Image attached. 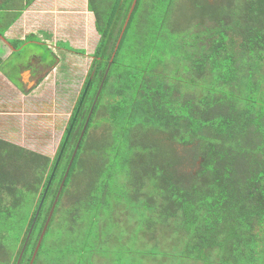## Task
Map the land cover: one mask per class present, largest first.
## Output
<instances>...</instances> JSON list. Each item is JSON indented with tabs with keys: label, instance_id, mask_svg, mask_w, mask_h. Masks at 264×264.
<instances>
[{
	"label": "trees",
	"instance_id": "1",
	"mask_svg": "<svg viewBox=\"0 0 264 264\" xmlns=\"http://www.w3.org/2000/svg\"><path fill=\"white\" fill-rule=\"evenodd\" d=\"M189 1L195 22L178 26L183 0H137L115 50L132 0H88L98 42L55 156L0 139V264L17 262L92 76L19 262L29 264L113 54L47 227L57 206L71 222L78 208L95 209L96 247L69 264H128L108 253L114 245L131 264H264V0ZM190 163L194 171L184 172ZM77 178L82 186L68 195ZM118 186L124 195L111 196ZM114 206L131 227L106 236L98 223ZM103 237L114 243L99 245Z\"/></svg>",
	"mask_w": 264,
	"mask_h": 264
},
{
	"label": "rangeland",
	"instance_id": "2",
	"mask_svg": "<svg viewBox=\"0 0 264 264\" xmlns=\"http://www.w3.org/2000/svg\"><path fill=\"white\" fill-rule=\"evenodd\" d=\"M209 1L211 2L212 0ZM189 5V0H183V2L181 3L179 2L174 14L176 25L190 26V24L195 22L194 10H192V7H190ZM38 40L41 39L38 38ZM93 43L94 40L90 38V47L88 48V51L82 56L73 53H69L67 55H62V53H59L60 58L57 61H60L61 66L59 67L58 73H56V78H54V76H51L42 84V86L38 87V89H36L37 87L35 88V98L41 100L40 113L35 117V119L38 118L41 121L40 124L32 125L30 122V117H26L25 115L23 123L15 120L14 123L6 125L5 130L0 132L2 133L4 139L20 143L24 145L23 148H26L27 150L37 154L48 156L49 159H52L55 156L66 124L69 117L71 116L74 104L78 98V95L82 88V84L86 77V73L91 62V57L89 55L92 52ZM64 45L66 46L65 49H67V47L69 46L68 43H64ZM20 51L21 52L18 53V58H16L15 60L18 61V64L23 65L28 63L29 58H33L42 54H47V56L49 55L46 47L42 45L27 44ZM15 60H12V62ZM8 69H10V66H8ZM11 72L13 74H16V72L13 70ZM17 76L15 77L17 78ZM55 81L56 86H51V84ZM33 87L34 86H20L18 89L22 91V89L28 88V91H30ZM108 98L110 99V95H108ZM108 98L107 100H104V102H107ZM98 115H101V117H97L96 120L101 124L104 122V118L102 117V113L99 112ZM39 125H41V130L38 129ZM104 126L105 125H99V128L91 132V136L93 138L97 137L98 139L103 131ZM32 127L35 128L32 129ZM12 136H15L16 139L12 140V138H10ZM28 169L29 168L27 166H23V170L28 172ZM194 169L195 167L192 166L191 163L182 167V170L187 173H192ZM29 170L32 171L31 169ZM82 181L77 178L68 191V195H74L77 192L76 189L82 186ZM112 189L113 193L111 194V196L124 195L119 193L123 189L122 187H112ZM123 200L127 199L123 198ZM125 204L126 203H120L119 206L122 207ZM62 206H64V204ZM73 208L71 213L75 212ZM94 210L95 209L93 208L89 211H83L82 209L78 208L77 213H80V216L78 218H73L74 222H71V216L68 213V209L66 207H60L58 209L57 206L56 214L51 221L49 228H47L48 230L46 229L47 231L45 232L42 239V244H40L41 248L39 247L40 252L37 258L38 263L62 264V262L60 263L55 259L63 256V264H69L73 259H75V257L77 258L80 255V252L82 253L81 258L83 259L86 256V253H84L85 249L88 250L89 248L96 247L93 241L99 232H97V227L94 225V219H91V214L94 212ZM28 212L29 210L26 207H22L21 211L18 214L20 215L22 225L24 224L25 217L27 216ZM135 213L136 212H134L133 215H135ZM105 215L106 219L101 222L99 221L98 224L100 225V229L104 228V231L108 230L106 233H103L108 236L110 234L109 230H113L110 227L111 221L113 219L109 218L111 217L115 220L123 221L121 220V218H123V215L119 214L118 216H115L113 214L110 216L107 212L105 213ZM69 226H72V229H69ZM164 230L165 231L162 233V239L163 242L167 243L169 241L166 239L167 230ZM103 238V241H99L102 244L99 245L108 246L114 243V241H112L107 245V243H105L104 241L109 240V237ZM114 249L118 250L108 253L113 257H117L120 262L124 263L125 261H128V264H131V262L134 261V259L130 260L131 258L129 259V256H127V254L124 255V245H114ZM101 251H104V247ZM99 255H103V253L100 252ZM0 259H2L1 254ZM3 259H6L7 261L9 260V257L6 256ZM96 260L98 261L99 259L96 258ZM1 262L7 263L5 261ZM157 262L160 261L154 260L153 264H156Z\"/></svg>",
	"mask_w": 264,
	"mask_h": 264
},
{
	"label": "crops",
	"instance_id": "3",
	"mask_svg": "<svg viewBox=\"0 0 264 264\" xmlns=\"http://www.w3.org/2000/svg\"><path fill=\"white\" fill-rule=\"evenodd\" d=\"M90 38L94 40L93 52L98 42V33L93 13L88 9V0H0V132L15 120L23 123L25 115L30 117L32 125L40 124L41 121L35 119L41 110V100L36 99L34 94L36 89L51 76L56 78L61 66L60 61H57L59 53L82 56L90 47ZM64 43L69 44L67 49ZM27 44L45 46L49 55L35 56L29 58L25 65L18 64L15 59ZM20 86L34 87L30 91L28 88L21 91L18 89ZM51 86H56V81ZM38 129L41 130V125ZM0 134V139L24 147L4 139ZM10 138L16 139L15 136ZM119 209L114 206L107 213L110 216L123 215ZM121 220L113 218L111 221L110 227L114 232L118 227L130 229L129 219L123 215ZM151 261L148 264H153ZM182 264L195 262L185 260Z\"/></svg>",
	"mask_w": 264,
	"mask_h": 264
},
{
	"label": "water",
	"instance_id": "4",
	"mask_svg": "<svg viewBox=\"0 0 264 264\" xmlns=\"http://www.w3.org/2000/svg\"><path fill=\"white\" fill-rule=\"evenodd\" d=\"M136 1H137V0H132L131 6H130L129 11H128V13H127V16H126V19H125V21H124V24H123V27H122V29H121V32H120V34H119V37H117L116 45H115V50L117 49V47H118V45H119L120 37H122V35H123V32H124V30H125V28H126V25H127L128 21H129V18H130V16H131V13H132V11H133L135 5H136ZM113 56H114V54L112 55V57H111V59H110L108 65H107V67H106V70H105V72H104V74H103L102 80H101V82H100V85H99V87H98V89H97V92H96V95H95V97H94V100H93V102H92L91 109L89 110L88 116H87V118H86V120H85V122H84V125H83V128H82V130H81V133H80L79 139H78V141H77V143H76V146H75V148H74V150H73V153H72L71 159H70L69 164H68V166H67V168H66V171H65L64 176H63V178H62L61 184H60V186H59V188H58L57 194H56V196H55V198H54V201H53V203H52V206H50V208H49V213H48L47 218H46V220H45L44 226H43V228H42V231H41L40 236H39V238H38V241H37V243H36V246H35V249H34V251H33V254H32V257H31V259H30L29 264H32V263H33V261H34V259H35V256H36V254H37V251H38V249H39V247H40V244H41V242H42V239H43V237H44V234H45L46 229H47V227H48V224H49V222H50L51 216H52V214H53V209H54V207H55L56 204H57V201H58V198H59V196H60L61 190H62V188H63L64 182H65V179H66V177H67V175H68L69 168H70L71 163H72V161H73V159H74V157H75V155H76V152H77V150H78L79 142H80V140H81V138H82V136H83V134H84V132H85V129H86V127H87L88 120H89V118H90V116H91V114H92V110H93L94 105H95V103H96V101H97V99H98V96H99V94H100V92H101V89H102V87H103V83H104V81H105V79H106V76H107V74H108V71H109V69H110V66H111V63H112ZM91 78H92V76H90L89 79L87 80V83H86L85 88H84V90H83V93H82V96H81L80 102H79V104H78V106H77V108H76V111H75V113H74V116H73L72 122H71V124H70V126H69V129H68V131H67V133H66V136H65V138H64L63 144H62L61 149H60V151H59V154H58V156H57L56 162H55V164H54V168H53L52 173H51V176H50V178H49V181H48L47 187H46V189H45V191H44V194H43V196H42V198H41V200H40V203L37 205L36 213H35L34 219H33V221H32V224H31L30 228H29V231H28L27 236H26V238H25L24 244H23V246H22V249H21V252H20V254H19V256H18V259H17L16 264H19L20 259H21L22 255H23V252H24V249H25V247H26L27 241H28V239H29V237H30V234H31V231H32V229H33L34 223H35V221H36V219H37V216H38V214H39V212H40V210H39V209H40V206H41L42 203H43V200H44L45 194H46V192H47L48 186H49V184H50V182H51V179H52V177H53V174H54V172H55V169H56V167H57V165H58V163H59V160H60L61 155H62V153H63V150H64V148H65V145H66V143H67V141H68V138H69V136H70L71 130H72V128H73L74 122H75V120H76V117L78 116V113H79V111H80L81 105H82V103H83V100H84L85 95H86V93H87V90H88V88H89V84H90V82H91Z\"/></svg>",
	"mask_w": 264,
	"mask_h": 264
}]
</instances>
